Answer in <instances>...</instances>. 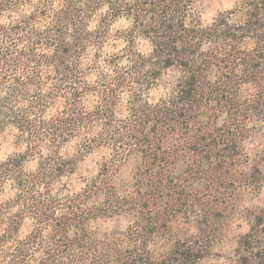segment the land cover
<instances>
[{
	"label": "clouds",
	"instance_id": "clouds-1",
	"mask_svg": "<svg viewBox=\"0 0 264 264\" xmlns=\"http://www.w3.org/2000/svg\"><path fill=\"white\" fill-rule=\"evenodd\" d=\"M138 2L0 0V264H118L119 254L133 249L155 258L170 236L202 242L206 205L223 217L209 251L227 257L264 216V179L251 181L264 177V120L253 110L264 80L248 82L243 95L234 92V107L209 97L187 129L154 132L143 113L180 107L188 77L183 64L168 65L156 55L157 45L140 23H149L150 5L138 10ZM182 7L176 22L201 60L235 48V70L242 72L240 59L262 50L264 40L243 31L251 11L247 0H184ZM228 29L241 38H218ZM61 42L75 45L63 64L53 59ZM212 69L209 86L220 77L215 64ZM198 130L233 133L235 155L223 162L219 180L202 179L214 176L215 160L201 176L186 170L197 167L199 158L184 147ZM144 137L185 158L181 177L171 164L164 175L190 194L196 215L166 214L157 201L145 206L149 177L138 143ZM64 161L73 164L57 172ZM149 214L164 218L163 237L144 236ZM201 264L228 262L210 257Z\"/></svg>",
	"mask_w": 264,
	"mask_h": 264
},
{
	"label": "trees",
	"instance_id": "trees-1",
	"mask_svg": "<svg viewBox=\"0 0 264 264\" xmlns=\"http://www.w3.org/2000/svg\"><path fill=\"white\" fill-rule=\"evenodd\" d=\"M189 2L191 3L192 0ZM247 3L251 11L248 13V20L243 31L245 34L255 33L261 40H264V0H247ZM146 5H150L148 11L151 19L149 23L144 24L138 16V21L145 27V35L153 37L157 45L156 55L168 65L183 64L184 74L188 77L184 81L180 107L143 113L144 122L154 123V132L160 127L169 128L172 125H182L187 129L188 121L192 119L195 110L209 97L215 99L218 106L234 107L232 103L234 92L239 91L243 95L247 92L245 85L248 82L264 80V46H261L262 50L255 56L240 59L239 63L244 65L242 72L235 70L238 66L236 58L240 56L235 48L225 57L210 56L201 60L195 54L198 51L197 46L184 35L182 23L176 22V17L183 12L184 0H139L137 9H142ZM83 38L81 35L77 39L79 41ZM218 38L238 40L241 37L236 35L232 29H228ZM178 42H182L183 46L178 48ZM74 54L75 45L66 46L61 42L53 59L63 64L65 59ZM213 64L219 69L220 77L215 85L209 86L207 77L216 75V71L212 69ZM253 110L258 119L264 118V95L257 99ZM232 135L231 130L226 132L218 130L217 136L200 135L198 130L197 134L191 138V142L184 147L185 153H192L199 158L195 161L197 167L196 169L188 167L186 170L189 173L194 171L197 176H201L204 172V165L207 164L209 168H212V161L215 160L217 164L212 169L214 176H204L202 179L205 182L219 180L223 162L235 155V144L229 142ZM138 143L142 146L141 151L147 163L145 175L149 177L146 185L148 191L145 193L147 197L145 206L147 207L152 201H157L161 203L166 214L179 212L186 216L190 213L196 215V206L191 203L190 194L176 184L170 176L164 175L165 170L171 164L176 177H181L185 171V158L176 156L174 153H164L160 145L154 144L149 137H144ZM72 164L73 161L62 162L57 172H62L65 167ZM153 169H156L158 174H155ZM163 179L168 180L166 186L162 183ZM259 179H264V177L253 176L251 181L255 183ZM202 209L203 218L200 220L202 242L190 243L189 240H180L170 236L166 245H162L166 251L160 252L157 257L154 258L152 254L133 249L119 254L118 264H201L202 260L212 257L213 254L209 249L212 247L217 234V226L222 222L223 217L212 205L202 206ZM101 212L104 215L107 214L104 210ZM261 225H264V216L257 217L256 224L249 235L239 238L238 247L230 256V264H264V227ZM143 232L144 236L149 239L154 234L163 237L167 232L164 218L159 214L155 217L149 214L145 217Z\"/></svg>",
	"mask_w": 264,
	"mask_h": 264
},
{
	"label": "rangeland",
	"instance_id": "rangeland-1",
	"mask_svg": "<svg viewBox=\"0 0 264 264\" xmlns=\"http://www.w3.org/2000/svg\"><path fill=\"white\" fill-rule=\"evenodd\" d=\"M258 120H264V118H259ZM105 227L110 229L112 227V222L109 221L107 224H105ZM219 254L220 255H214V257L212 256L211 258H214V259H217V260L223 258V259H226L227 260L228 264H230V261H231L230 256L225 257L223 255V253H219Z\"/></svg>",
	"mask_w": 264,
	"mask_h": 264
}]
</instances>
